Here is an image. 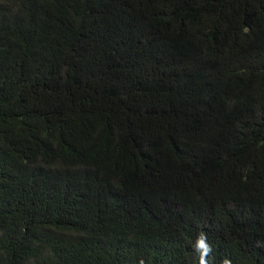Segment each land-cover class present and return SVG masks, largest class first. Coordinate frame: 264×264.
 <instances>
[{
  "label": "trees",
  "instance_id": "16d2710c",
  "mask_svg": "<svg viewBox=\"0 0 264 264\" xmlns=\"http://www.w3.org/2000/svg\"><path fill=\"white\" fill-rule=\"evenodd\" d=\"M264 264V0H0V264Z\"/></svg>",
  "mask_w": 264,
  "mask_h": 264
},
{
  "label": "clouds",
  "instance_id": "9594fccd",
  "mask_svg": "<svg viewBox=\"0 0 264 264\" xmlns=\"http://www.w3.org/2000/svg\"><path fill=\"white\" fill-rule=\"evenodd\" d=\"M195 250L199 253V264H211L209 256L212 253V247L207 242L206 234H200L198 236ZM140 264H144V262L141 261ZM223 264H231V261L229 259H225Z\"/></svg>",
  "mask_w": 264,
  "mask_h": 264
}]
</instances>
